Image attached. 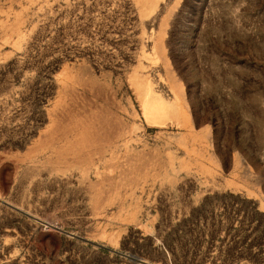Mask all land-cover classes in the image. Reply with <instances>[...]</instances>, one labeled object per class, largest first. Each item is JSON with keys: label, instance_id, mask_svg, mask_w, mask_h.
I'll use <instances>...</instances> for the list:
<instances>
[{"label": "rangeland", "instance_id": "rangeland-1", "mask_svg": "<svg viewBox=\"0 0 264 264\" xmlns=\"http://www.w3.org/2000/svg\"><path fill=\"white\" fill-rule=\"evenodd\" d=\"M0 264H264V0H0Z\"/></svg>", "mask_w": 264, "mask_h": 264}, {"label": "bare ground", "instance_id": "bare-ground-1", "mask_svg": "<svg viewBox=\"0 0 264 264\" xmlns=\"http://www.w3.org/2000/svg\"><path fill=\"white\" fill-rule=\"evenodd\" d=\"M148 93H149L148 95L152 97L153 102H154V104H155V105L153 106V108H151L150 111H149V112H150V113H149L150 116H151V117H154V115H155V114H154V108L157 107V106H162V105H163V102H162V100H161L158 96H156L155 94H153L150 90H149ZM62 158H63V157H62ZM62 160H63V159H62ZM62 160H61V161H62ZM64 161H65V160H64ZM65 163H66V162H65ZM66 164H67V163H66ZM85 174H86V173H85Z\"/></svg>", "mask_w": 264, "mask_h": 264}]
</instances>
